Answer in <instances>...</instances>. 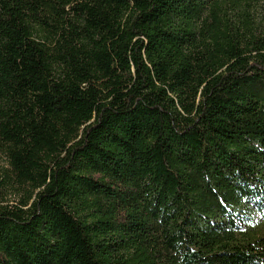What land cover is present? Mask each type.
<instances>
[{
    "label": "trees",
    "instance_id": "16d2710c",
    "mask_svg": "<svg viewBox=\"0 0 264 264\" xmlns=\"http://www.w3.org/2000/svg\"><path fill=\"white\" fill-rule=\"evenodd\" d=\"M262 2L0 0V264H264Z\"/></svg>",
    "mask_w": 264,
    "mask_h": 264
},
{
    "label": "rangeland",
    "instance_id": "374dc122",
    "mask_svg": "<svg viewBox=\"0 0 264 264\" xmlns=\"http://www.w3.org/2000/svg\"><path fill=\"white\" fill-rule=\"evenodd\" d=\"M258 14H259L258 16H260V17H261V16L264 17V2L261 3V5H260V11H259ZM5 166H6V164H5V160H4V158H3V156H0V170H1V168H4ZM16 199H17V195H15V194H10V195L7 196V199H6V200H7V202H8L9 204H13V203L16 202ZM256 219H257L258 221H262V219H261L259 216H256ZM262 223H264V222H262ZM259 232H260V233H261V232H264V225L261 226Z\"/></svg>",
    "mask_w": 264,
    "mask_h": 264
}]
</instances>
